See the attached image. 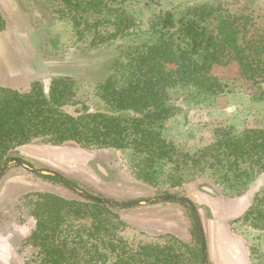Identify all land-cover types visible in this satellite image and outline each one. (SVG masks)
Returning <instances> with one entry per match:
<instances>
[{
    "label": "trees",
    "instance_id": "obj_1",
    "mask_svg": "<svg viewBox=\"0 0 264 264\" xmlns=\"http://www.w3.org/2000/svg\"><path fill=\"white\" fill-rule=\"evenodd\" d=\"M55 1L57 12L89 31L79 32L90 35L89 48L116 44L112 63L104 65L105 77L89 83L103 106L91 110L79 91L81 81L73 76H52L48 88L34 80L25 91L0 85V167L18 146L74 142L86 149L130 148L133 173L151 183L158 163L170 160L175 147L150 123L170 117L175 100L213 99L228 84L215 67L231 61L248 79L264 80V32L252 31L235 14L203 6L193 16L176 17L167 10L136 24L117 0ZM210 16L215 27L209 30L204 22ZM102 21L106 25L100 26ZM5 28L0 3V33ZM173 57L176 69L169 71L166 63ZM68 106H75L74 112ZM219 142L223 159L264 166V128L229 133ZM38 176L62 184L52 175ZM206 187L201 188L211 193ZM256 197L241 221L264 230V196ZM179 203L190 211L188 240L171 231H141L145 238L135 244L122 234L129 225L119 208L48 191L22 194L0 211V222L8 221L14 230L26 218L34 220L29 235L20 238L21 247L17 244L19 253L25 245L34 248L24 264H202L193 215Z\"/></svg>",
    "mask_w": 264,
    "mask_h": 264
},
{
    "label": "rangeland",
    "instance_id": "obj_2",
    "mask_svg": "<svg viewBox=\"0 0 264 264\" xmlns=\"http://www.w3.org/2000/svg\"><path fill=\"white\" fill-rule=\"evenodd\" d=\"M2 2L6 28L0 33V85L25 91L34 80L42 81L48 88L52 76H73L81 81L79 91L91 110L102 107L90 84L107 74L104 65L112 63L110 50L116 44L104 50L89 48L90 35L79 33L89 31L57 12L59 5L55 0ZM117 2L136 24L167 10H172L176 17L193 16L198 7L206 6L235 14L248 22L252 31L264 32V0ZM204 23L209 30L215 27L212 16ZM101 25L106 23L102 21ZM176 60L173 57L166 63L167 70L176 69ZM214 71L228 83L222 92L213 99H177L170 117L150 123L175 147L170 160L158 163L151 183L136 178L130 148L86 149L74 142L54 146L35 141L18 146L11 157H21L34 168L57 170L78 188L116 203L156 198L166 191L187 197L199 210L211 251L216 250L210 264H264V230L241 221L256 202V196H264V166L251 160L237 165L223 159L219 142L229 133L264 128V80L248 79L235 61L216 66ZM67 110L74 112L75 106H68ZM103 173L108 174V179L102 177ZM38 175L49 174H33L17 164L9 165L0 177V211L30 191L80 197L64 185ZM202 186L210 188L211 193ZM119 209L121 218L129 225L122 234L135 244L145 238L141 231L149 235L171 231L185 240L191 237L190 211L178 201ZM25 221L14 230L8 221L0 222V264H24L25 256L34 251L25 245L18 252L20 238L27 237L34 225L33 219ZM227 230L230 234L226 235Z\"/></svg>",
    "mask_w": 264,
    "mask_h": 264
},
{
    "label": "water",
    "instance_id": "obj_3",
    "mask_svg": "<svg viewBox=\"0 0 264 264\" xmlns=\"http://www.w3.org/2000/svg\"><path fill=\"white\" fill-rule=\"evenodd\" d=\"M17 164L24 170L33 173V174H49L52 175L60 180V182L67 187L69 190H71L73 193L77 194L78 196L85 198L87 200L97 201L99 203L105 204L107 206H111L114 208H126V207H132V206H138L142 204H153L157 202L162 201H178L183 202L187 204L191 210V213L193 215L195 225L197 227L200 240H201V246H202V264H209L208 262V246H207V240L206 235L202 223V219L199 213V210L196 206V204L189 198L183 197V196H175V195H163L156 198L151 199H145V200H136L132 202H125V203H116L112 202L110 200L104 199L102 197H99L97 195L91 194L87 191H84L77 186H75L73 183H71L63 174L58 172L57 170L51 169V168H34L28 165L25 160L21 157H9L5 160V162L0 167V177L3 175L5 169L11 165V164Z\"/></svg>",
    "mask_w": 264,
    "mask_h": 264
},
{
    "label": "crops",
    "instance_id": "obj_4",
    "mask_svg": "<svg viewBox=\"0 0 264 264\" xmlns=\"http://www.w3.org/2000/svg\"><path fill=\"white\" fill-rule=\"evenodd\" d=\"M2 1H4V0H0V3H1L2 8H3L5 5L3 4ZM3 9H4V8H3ZM3 12H4V11H3ZM3 32H5V30H4ZM224 233L227 235L229 232H228V230H227V232L224 231ZM229 234H230V233H229ZM231 240H232V237H231ZM216 246H217V244H216ZM227 252L230 253V251H228V250H227ZM227 252H226V254L228 255ZM208 253H209V259L212 261V258H213L214 253H215V255H216V250H214L213 252L211 251V247H210L209 242H208ZM230 256H231V254H230ZM215 257H216V256H215ZM231 257H232V256H231ZM231 262H232V263L234 262V261L232 260V258H231Z\"/></svg>",
    "mask_w": 264,
    "mask_h": 264
}]
</instances>
